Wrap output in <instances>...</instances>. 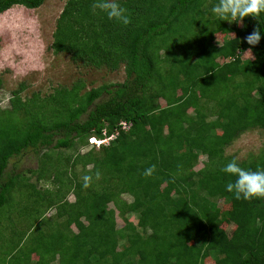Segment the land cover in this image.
Wrapping results in <instances>:
<instances>
[{
  "label": "trees",
  "instance_id": "1",
  "mask_svg": "<svg viewBox=\"0 0 264 264\" xmlns=\"http://www.w3.org/2000/svg\"><path fill=\"white\" fill-rule=\"evenodd\" d=\"M45 2L0 0V14ZM119 2L130 16L127 26L93 10V0H66L53 50L84 67H124L123 82L87 90L80 81L29 99L22 85L10 109H0V210L20 183L35 197L34 208L24 210L31 217L28 231L0 264H264V198L234 199L225 186L235 177L221 171L236 158L227 153L235 140L264 129V30L258 45L244 41L255 28L264 29V14L237 26L213 16L218 0ZM249 48L253 57L245 58ZM92 136L113 137L67 157L63 168L73 170L66 178L52 169L57 193L42 197L27 176L5 177L10 160L29 151L46 152L37 169L52 172L46 168L54 166L52 151L73 149L76 140L90 146ZM201 155L206 159L197 169ZM237 161L264 169V148ZM67 190L75 202L67 201ZM11 206L0 213L16 216ZM52 208L54 216L47 217ZM128 214L138 216L137 224ZM227 223L235 226L231 234Z\"/></svg>",
  "mask_w": 264,
  "mask_h": 264
},
{
  "label": "rangeland",
  "instance_id": "2",
  "mask_svg": "<svg viewBox=\"0 0 264 264\" xmlns=\"http://www.w3.org/2000/svg\"><path fill=\"white\" fill-rule=\"evenodd\" d=\"M65 3L66 0H46L41 7L36 9L16 5L0 14V77L3 81V86L0 89V109H10V99L13 97V91L22 85L25 86V89L21 95L23 98L29 99L32 98L34 93L44 97L53 93L56 88H70L80 81L86 84V89L89 90L106 84L121 83L126 79L124 67L115 72H110L104 68L84 67L76 64L69 54L55 53L53 50L54 33L57 27V19ZM229 24L232 25L233 23ZM223 41L224 36L218 34L217 43L221 44ZM244 57H253V54L247 52ZM93 148L94 146L91 144L90 146L84 145L76 140L73 149L52 151L49 155L51 161L54 162V166L50 165L51 162H48L46 168L52 170L58 167L65 176L59 175V178H66L68 174H72L73 170H69L67 174L66 169L63 168L64 164L68 163L67 157L75 156L78 152L79 155L87 153ZM263 148L264 129L256 128L243 133L227 148V153L235 156L238 160H244L252 154H257ZM97 151L98 149H96ZM44 154L36 155L33 151H29L23 156H15L10 160L9 171L8 173L6 171L5 177L10 178V174L14 173L27 176L28 182L35 184L42 197L46 195V191L59 192L57 170L40 172V169H37L42 166L41 162L44 159ZM58 158L60 159L58 160ZM205 159L206 156L201 155L197 169L203 166ZM76 172L80 176L85 172L81 164L78 165ZM41 173H44V175H41ZM16 184H18V181ZM20 185L11 190V199H9L8 205L0 210L8 209L11 205L12 208L16 207V216L15 214L13 216L7 214L12 219H8L7 215L4 216L5 212L0 213V263L5 258L9 260V252L14 250L17 243L20 242V239L29 229L27 224L28 219L31 217L24 210L34 208L32 205L35 197H31L26 188H18ZM60 190L63 194L66 193L65 189ZM122 198L129 202L133 201L130 194H123ZM67 201L70 203L76 201L74 192L67 193ZM219 204L223 206L222 200ZM110 207H114L113 204ZM55 209H49L46 216H54ZM128 217L131 222L137 224L138 216L136 214H128ZM117 223L118 227H123L125 224L120 216H117ZM224 226L230 234L235 228L232 223H227ZM206 263L214 264L210 259Z\"/></svg>",
  "mask_w": 264,
  "mask_h": 264
},
{
  "label": "clouds",
  "instance_id": "3",
  "mask_svg": "<svg viewBox=\"0 0 264 264\" xmlns=\"http://www.w3.org/2000/svg\"><path fill=\"white\" fill-rule=\"evenodd\" d=\"M92 7L93 10H99L104 13L110 21H114L123 26L131 23L127 9L121 6L119 0H93ZM211 13L219 21H227L241 26L245 18L252 17L259 20L261 14H264V0H218V3L212 7ZM262 30L264 29L260 27L255 28L244 38V41L253 47L258 45L261 41ZM246 52L252 53V48H249ZM91 145L97 146L96 144ZM101 146L97 147L100 148ZM154 170L155 165H152L145 170L144 175L150 176ZM221 171L230 177H235L234 182H229L225 186V190L231 193L234 199L250 201L264 198V169L257 167L253 171L242 168L237 159L233 158L221 168ZM96 175L99 178V173ZM90 180L91 177L88 175L83 177L84 188L89 187Z\"/></svg>",
  "mask_w": 264,
  "mask_h": 264
},
{
  "label": "built area",
  "instance_id": "4",
  "mask_svg": "<svg viewBox=\"0 0 264 264\" xmlns=\"http://www.w3.org/2000/svg\"><path fill=\"white\" fill-rule=\"evenodd\" d=\"M123 126L127 127L126 122H123ZM111 137H113V136H111ZM111 137L110 138H102V139H100V138L98 139L97 137H91L90 143L93 145L96 144L97 146H101L102 144H108Z\"/></svg>",
  "mask_w": 264,
  "mask_h": 264
},
{
  "label": "crops",
  "instance_id": "5",
  "mask_svg": "<svg viewBox=\"0 0 264 264\" xmlns=\"http://www.w3.org/2000/svg\"><path fill=\"white\" fill-rule=\"evenodd\" d=\"M12 219V218H11Z\"/></svg>",
  "mask_w": 264,
  "mask_h": 264
}]
</instances>
